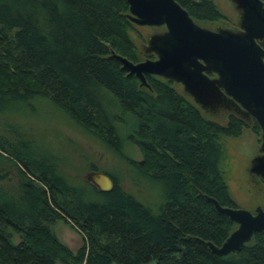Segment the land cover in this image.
Returning a JSON list of instances; mask_svg holds the SVG:
<instances>
[{
    "label": "trees",
    "instance_id": "trees-1",
    "mask_svg": "<svg viewBox=\"0 0 264 264\" xmlns=\"http://www.w3.org/2000/svg\"><path fill=\"white\" fill-rule=\"evenodd\" d=\"M177 1L199 25L226 17L214 0ZM131 15L128 0H0V112L48 98L118 152L113 108L131 112L127 137L142 158L125 157L165 196L153 210L108 170L111 190L74 183L56 153L14 126L13 138L0 135V264H264V230L226 255L202 241L221 245L237 228L208 196L239 207L220 168V140L249 123L208 117L173 79L145 72V84L130 73L119 56L155 58L137 43L133 34L144 35ZM58 219L84 236L77 251L55 233Z\"/></svg>",
    "mask_w": 264,
    "mask_h": 264
},
{
    "label": "rangeland",
    "instance_id": "rangeland-1",
    "mask_svg": "<svg viewBox=\"0 0 264 264\" xmlns=\"http://www.w3.org/2000/svg\"><path fill=\"white\" fill-rule=\"evenodd\" d=\"M214 1L226 17L201 26L222 33L230 32L243 40L252 38L264 55V25L252 14L248 4L255 2L264 12V0ZM137 25L143 32L144 39L139 38L136 33L133 35L144 52L155 54L152 59L161 56L159 46H170L174 41L165 22ZM188 68L199 76L195 82L176 75L172 70L159 75L174 78L178 89L208 117L227 124L231 114H236L249 123L238 137L222 136L220 168L240 208L252 213L264 209V113H260L240 97L241 94L230 89L229 75L219 62L196 58L188 63ZM113 109L119 115L118 126L123 133V145L119 152L83 128L45 97H36L26 107L15 109L16 111L0 112V135L13 138L15 133L12 129L16 126L38 144L56 153L61 171L72 182H85L87 173L94 167L102 171L108 170L117 177L122 188L143 204L158 210L165 199L162 186L140 174L125 157L129 155L142 158L140 147L127 137L135 123V117L129 111L124 112L117 107ZM255 123L260 125L259 132L252 127ZM10 176L13 177L9 182L10 186L17 185L15 173L12 172ZM53 229L73 251L84 244V236L62 219L55 222Z\"/></svg>",
    "mask_w": 264,
    "mask_h": 264
},
{
    "label": "water",
    "instance_id": "water-1",
    "mask_svg": "<svg viewBox=\"0 0 264 264\" xmlns=\"http://www.w3.org/2000/svg\"><path fill=\"white\" fill-rule=\"evenodd\" d=\"M128 1L132 12L131 18L135 22L140 24L165 22L174 38L170 46L158 47L161 56L157 59L147 58L133 62L127 57L119 56L130 73L136 74L145 84H147L145 72L159 75L167 70L195 82L199 76L188 68V63H192L196 58L212 59L219 62L227 71L230 89L241 94L240 97L252 104L260 113H264V55L254 39L243 40L233 33H222L199 25L177 0ZM248 4L252 14L264 25V12L257 3ZM262 161L264 167V159ZM87 179L101 190H111L115 185L113 177L102 170L89 171ZM208 198L220 212L228 214L238 223L237 228L221 245L202 240L214 253L226 255L236 251L251 239L255 231L264 230V209L252 213L244 208L223 205L213 196Z\"/></svg>",
    "mask_w": 264,
    "mask_h": 264
}]
</instances>
